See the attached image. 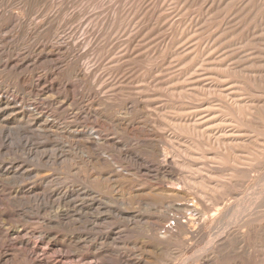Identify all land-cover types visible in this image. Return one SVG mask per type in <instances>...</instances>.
Segmentation results:
<instances>
[{
    "label": "rangeland",
    "instance_id": "obj_1",
    "mask_svg": "<svg viewBox=\"0 0 264 264\" xmlns=\"http://www.w3.org/2000/svg\"><path fill=\"white\" fill-rule=\"evenodd\" d=\"M0 16L8 264H105L97 243L177 264L242 228L209 264H264V0H0ZM183 215L204 222L188 239Z\"/></svg>",
    "mask_w": 264,
    "mask_h": 264
},
{
    "label": "bare ground",
    "instance_id": "obj_2",
    "mask_svg": "<svg viewBox=\"0 0 264 264\" xmlns=\"http://www.w3.org/2000/svg\"><path fill=\"white\" fill-rule=\"evenodd\" d=\"M1 17V16H0ZM13 17H14V15H13ZM194 41V40H193ZM192 48V47H191ZM73 60V59H72ZM205 61V60H204ZM81 69V68H80ZM78 70H79V68H78ZM76 71V70H75ZM83 72V71H82ZM85 73V72H84ZM83 73V74H84ZM78 74V73H77ZM79 75H80V72H79ZM78 75V76H79ZM88 75H89V73H88ZM187 75V74H186ZM201 77V76H200ZM82 78V77H81ZM182 87V86H181ZM185 87V86H184ZM67 88V87H66ZM52 89V88H51ZM189 91V90H188ZM116 94V93H115ZM123 95V94H122ZM71 96V95H70ZM69 96V97H70ZM113 96V95H112ZM184 97V96H183ZM109 98V97H108ZM74 99V98H73ZM187 99V98H186ZM231 99V98H230ZM136 100V99H135ZM125 101V100H124ZM177 102V101H176ZM183 102V101H182ZM129 103V102H128ZM137 103V102H136ZM181 103V102H180ZM190 103V102H189ZM223 103V102H222ZM235 105H236V102H233ZM126 104V103H125ZM137 105V104H136ZM228 105V104H227ZM209 106V105H208ZM214 106V105H213ZM234 106V105H233ZM198 107V106H197ZM222 108V107H221ZM238 108V107H237ZM181 110V109H180ZM191 110V109H190ZM227 110V109H226ZM244 111V110H243ZM234 112V111H233ZM235 113V112H234ZM245 113V112H244ZM194 115V114H193ZM211 116V115H210ZM222 117V116H221ZM118 118V117H117ZM145 119V118H144ZM127 120V119H126ZM238 120H239V118H238ZM120 121V120H119ZM175 121V120H174ZM179 121V120H178ZM198 121V120H197ZM147 122V121H146ZM242 122V121H241ZM244 122V121H243ZM246 122V121H245ZM187 123V122H186ZM248 123V122H247ZM212 124V123H211ZM132 125V124H131ZM141 125V124H140ZM143 125V124H142ZM246 127V126H245ZM224 128V127H223ZM201 129V128H200ZM219 130H221V129H219ZM263 130V129H262ZM209 131V130H208ZM215 131V130H214ZM264 131V130H263ZM196 132V131H195ZM220 132V131H219ZM92 133V132H91ZM207 133V132H206ZM210 133V132H209ZM213 133V132H212ZM222 133V132H221ZM161 136V135H160ZM159 136V137H160ZM93 137V136H92ZM82 138V137H81ZM221 139V138H220ZM88 140V139H87ZM259 140V139H258ZM237 142V141H236ZM174 143V142H173ZM223 143V142H222ZM92 144V143H91ZM94 144V143H93ZM221 145V144H220ZM254 145V144H253ZM228 146V145H227ZM226 146V147H227ZM153 147V146H152ZM229 148V147H228ZM231 149V148H230ZM183 150V149H182ZM224 150H222V152H223ZM157 152V151H156ZM235 152V151H234ZM233 152V153H234ZM154 153V152H153ZM247 153V152H246ZM157 154V153H156ZM160 154V153H159ZM174 154V153H173ZM193 154V153H192ZM164 155V154H163ZM198 155V154H197ZM235 156V155H234ZM228 158V157H227ZM235 158V157H234ZM166 160V159H165ZM232 162V161H231ZM254 162V161H253ZM236 163V162H235ZM168 164H170L171 165V163H169L167 160L165 161V164L163 163V165H164V168H167V166H168ZM162 165V164H161ZM162 165V166H163ZM182 165V164H181ZM184 165V164H183ZM142 166H144V165H142ZM149 167V166H148ZM147 167V168H148ZM170 167H172V166H170ZM157 168V167H156ZM163 168V167H162ZM189 168H191V167H189ZM233 168V167H232ZM152 169V168H151ZM161 169V168H160ZM178 169H180V168H178ZM202 169V168H201ZM204 170V169H203ZM162 171V170H161ZM173 171V170H172ZM210 171V170H209ZM231 171V170H230ZM10 173V172H9ZM1 174H2V172H1ZM7 174H8V172H7ZM210 174V173H209ZM5 176H6V174H5ZM4 177V176H3ZM175 177V176H174ZM1 178V177H0ZM6 178H8L7 176H6ZM3 179V182L1 181ZM0 181V185L2 184L3 186H7V184L10 182V180H9V182L7 183V182H5L4 181V178H2ZM11 185H12V183H10ZM213 184V183H212ZM216 185V184H215ZM10 186V185H9ZM26 186V185H25ZM8 187V186H7ZM77 187V186H76ZM208 187V186H207ZM9 188V187H8ZM10 188H12V186L10 187ZM9 188V189H10ZM51 188V187H50ZM1 190V189H0ZM250 190V189H249ZM2 191V190H1ZM7 191V190H6ZM18 191H19V189H18ZM242 191V190H241ZM252 191V190H251ZM10 192V191H9ZM17 192V191H16ZM67 192V191H66ZM65 192V193H66ZM159 192V191H158ZM176 192V191H175ZM256 192V191H255ZM5 193V192H4ZM24 193V192H23ZM32 194V195H35V196H37V197H40L41 195L40 194H38V192L37 191H34V190H31V191H29L28 192V194ZM40 193V192H39ZM169 193V192H168ZM6 194H7V192H6ZM6 194L5 195H1L0 194V205L2 206V205H4V206H7L8 205V201L10 202L11 200H12V198H10V196L12 197V195H10V196H8V194H7V196H6ZM12 194V193H11ZM27 194V193H26ZM25 194V195H26ZM158 194V193H157ZM166 194V193H165ZM181 194V193H180ZM199 194V193H198ZM202 194V193H201ZM261 194V193H260ZM19 195V194H18ZM22 195V194H21ZM20 195V196H21ZM45 196V197H47V198H53V197H51L53 194L52 193H49V192H47V191H44L43 193H42V196ZM58 195V194H57ZM60 195V194H59ZM78 195V194H77ZM186 195V194H185ZM203 195V194H202ZM264 195V194H263ZM28 196V195H27ZM64 196V195H63ZM67 196V195H66ZM217 196V195H216ZM258 196V195H257ZM22 197H24V196H22ZM21 197V198H22ZM61 197H62V195H61ZM61 197H58V198H61ZM72 197V196H71ZM172 197V196H171ZM174 197V196H173ZM242 197V196H241ZM14 198H17L18 199V197L17 196H14ZM34 198V197H33ZM32 198V199H33ZM46 198V199H47ZM63 198V197H62ZM143 198H145V197H143ZM179 198V197H178ZM189 198V197H188ZM260 198H262L261 196H260ZM23 199V198H22ZM147 199V198H146ZM166 199H168V198H166ZM192 199V198H191ZM201 199V198H200ZM213 199V198H212ZM16 200V199H15ZM164 200V199H163ZM177 200V199H176ZM195 200V199H194ZM18 201H19V199H18ZM24 201V200H23ZM185 201V200H184ZM156 202V201H155ZM164 202H165V200H164ZM189 202V201H188ZM256 202V201H255ZM260 202V201H259ZM13 204H15L14 202H12ZM34 203V202H33ZM191 203H193V202H191ZM248 203V202H247ZM264 203V202H263ZM197 204V203H196ZM15 205H17V203L15 204ZM20 205H21V203H20ZM33 205V204H32ZM17 206H19V205H17ZM22 206V205H21ZM175 206V205H174ZM183 206V205H182ZM177 207V206H176ZM197 207V206H196ZM4 208V207H3ZM28 208V207H27ZM14 209V208H13ZM16 209V208H15ZM26 209V208H25ZM164 209V208H163ZM190 209V208H189ZM257 209V208H256ZM2 210V209H1ZM11 210H12V208H11ZM34 210V209H33ZM36 210H38V209H36ZM192 210V209H191ZM228 210V209H227ZM18 211V210H17ZM32 211V210H31ZM55 211V210H54ZM238 211V210H237ZM250 211V210H249ZM15 212H16V210H15ZM24 212V211H23ZM42 212H44V211H42ZM41 212V213H42ZM57 212H59V211H57ZM66 212V211H65ZM190 212V211H189ZM192 212V211H191ZM219 212V211H218ZM223 212V211H222ZM2 213V212H1ZM34 213H36V211L34 212ZM38 213V212H37ZM50 213V212H49ZM170 213V212H169ZM209 213V212H208ZM226 213V212H225ZM20 214V213H19ZM23 214V213H22ZM31 214V213H30ZM29 214V215H30ZM52 214V213H51ZM61 214V213H60ZM63 214V213H62ZM61 214V215H62ZM67 214H69V212L67 213ZM164 214V213H163ZM182 214V213H181ZM232 214V213H231ZM242 214V213H241ZM3 215V214H2ZM21 215V214H20ZM27 215V214H26ZM49 215V214H48ZM58 215V214H57ZM78 215H80V214H78ZM189 215V214H188ZM229 215V214H228ZM28 216V215H27ZM39 216H40V212H39ZM38 216V217H39ZM42 216H45V215H42ZM62 216H64V215H62ZM72 216V215H71ZM76 216V215H75ZM187 216V215H186ZM186 216H184L183 215V217L184 218H187ZM218 215H217V213L215 214L214 213V215H213V217H212V220H214V222H218L217 220H218V217H217ZM224 216L225 215H223V218H224ZM250 216V215H249ZM23 217V216H22ZM21 217V218H22ZM41 217V216H40ZM73 217V216H72ZM78 217V216H77ZM189 217H192V216H189ZM229 217V216H228ZM1 218V217H0ZM9 218V216L7 217V219ZM34 218V217H33ZM49 218V217H48ZM55 218V220H57L56 218H60V216L58 215V216H56V217H54ZM63 218V217H62ZM220 218V217H219ZM255 218V217H254ZM19 219V218H18ZM38 219H40V218H38ZM47 219V218H46ZM61 219V218H60ZM1 220V219H0ZM25 220H26V217H25ZM53 220V219H52ZM51 220V218H50V221L49 222H51L52 221ZM151 220V219H150ZM178 220V219H177ZM231 220V219H230ZM17 221V220H16ZM23 221V220H22ZM28 221V220H27ZM60 221V220H59ZM61 221H62V219H61ZM65 221V220H64ZM135 221V220H134ZM3 222V221H2ZM33 222V221H32ZM45 222V221H44ZM69 222V221H68ZM67 222V223H68ZM75 222V221H74ZM129 222V221H128ZM153 222V221H152ZM197 222V225H199L200 226V228L203 226V224H204V222H202V223H200V222H198V220H196V219H194L193 217L192 218H187L185 221H181V220H178L176 223L178 224V231L180 232V233H178L180 236L181 235H183V234H186V236H187V239L190 237L191 238V236L194 234V232H195V228L191 225V223H196ZM222 222V221H221ZM13 223V222H12ZM22 223V222H21ZM23 223H25V222H23ZM28 223V222H27ZM59 223V222H58ZM57 223V224H58ZM64 223V222H63ZM65 223H66V221H65ZM66 223V224H67ZM111 223V222H110ZM162 223V222H161ZM1 224V223H0ZM9 224V223H8ZM17 224V223H16ZM26 224V223H25ZM51 223H49V225H50ZM155 224V223H154ZM223 224V223H222ZM254 224V223H253ZM10 225V224H9ZM8 225V226H9ZM30 225V224H29ZM55 225V226H54ZM75 225V224H74ZM94 225V224H93ZM135 225V224H134ZM153 225V224H152ZM228 225V224H227ZM18 226V225H17ZM22 226V225H21ZM25 226V225H24ZM52 226H54V227H56V224H53ZM58 226V225H57ZM64 226V225H63ZM70 226H72V225H70ZM5 227V226H4ZM3 227V228H4ZM23 227V226H22ZM21 227V228H22ZM74 227V226H73ZM172 227V226H171ZM174 227V226H173ZM224 227V226H223ZM228 227H229V225H228ZM228 227H225V228H228ZM230 227H231V225H230ZM234 227H237V226H234ZM6 228V227H5ZM4 228V229H5ZM11 228V227H10ZM9 228V229H10ZM12 228H14V227H12ZM16 228V227H15ZM26 228V227H25ZM32 228V227H31ZM30 228V229H31ZM59 228V227H58ZM131 228V227H130ZM159 228V227H158ZM194 228V229H193ZM232 228V227H231ZM254 228V227H253ZM6 229H8V228H6ZM24 229V228H23ZM56 229V228H55ZM70 229V228H69ZM239 229V228H238ZM243 229V228H242ZM241 229V230H242ZM28 230V229H27ZM33 230V229H32ZM220 230H223L222 228H220ZM219 230V231H220ZM240 229L239 230H236V229H228V230H225V231H223L222 233H218V231H216L215 232V234L213 233V235L212 236H210V246L208 247V248H206V250H205V248L203 249L202 248V250L200 251V252H196L197 254H194L193 256H188V255H186L185 253H183V255L181 254V256L178 258V260H177V264H189V262L191 261V260H193V261H195V260H202V264H206V263H210L212 260H214V257H213V255H215V253H217L218 251H220V250H222V248L223 247H226V246H231L232 244H234V243H239V242H243L244 241V239L246 238V239H248L249 237V235H247V234H249V231L248 232H244V231H241ZM4 231V230H3ZM6 231V230H5ZM9 231V230H8ZM17 232H19V230H16ZM29 231V230H28ZM177 231V232H178ZM212 231V230H211ZM214 232V231H213ZM23 233V232H22ZM38 233V232H37ZM56 233V232H55ZM59 233V232H58ZM0 234H2V233H0ZM9 234H11V233H9ZM16 234H18V233H16ZM34 234V233H33ZM254 234V233H253ZM21 235V234H20ZM25 235V234H24ZM40 235V234H39ZM50 235V234H49ZM162 235H164V234H162ZM209 235V234H208ZM25 236H27V234L25 235ZM25 236H23V237H25ZM33 236V235H32ZM185 236V237H186ZM193 236H195V235H193ZM251 236H253V235H251ZM7 237V236H6ZM15 237V236H14ZM40 237V236H39ZM50 237H52V235H50ZM104 237V236H103ZM1 238V237H0ZM3 238V237H2ZM9 239H10V237H8ZM13 238V237H12ZM16 238V237H15ZM14 238V239H15ZM35 238V237H34ZM53 238V237H52ZM105 238H106V236H105ZM182 238H184V237H182ZM195 238V237H194ZM27 239V238H26ZM36 239V238H35ZM62 239V238H61ZM72 239V238H71ZM103 239V238H102ZM193 239V238H192ZM0 240H2V239H0ZM43 240H44V238H43ZM58 240V239H57ZM56 240V241H57ZM60 240V239H59ZM108 240V239H107ZM249 240V239H248ZM8 241V240H7ZM17 241V240H16ZM102 241V240H101ZM170 241V240H169ZM180 241V240H179ZM246 241V240H245ZM4 242V241H3ZM26 242H27V240L26 241H23L22 239L21 240H18V244H20V246L22 245H26ZM46 242V241H45ZM74 242H76V241H74ZM99 242H100V240H99ZM109 242V241H108ZM175 242V241H174ZM195 242V241H194ZM2 243V242H1ZM16 243V242H15ZM34 243V242H33ZM63 243H64V241H63ZM80 243H82V242H80ZM93 243V242H92ZM245 243V242H244ZM6 244V243H5ZM4 244V245H5ZM18 244H16V245H18ZM35 244H36V242H35ZM38 244V243H37ZM73 244V243H72ZM117 244V243H116ZM115 244V245H116ZM171 244V243H170ZM3 245V247H5L6 248V246H4ZM8 245V244H7ZM10 245V244H9ZM11 245H15V244H12L11 243ZM28 245V244H27ZM68 245V244H67ZM75 245H77V244H75ZM79 245V244H78ZM114 245V246H115ZM165 245V244H164ZM247 245V244H246ZM86 246V245H85ZM87 246H88V244H87ZM91 246V245H90ZM168 246V245H167ZM184 249L185 248H187L188 246H190V243H188L187 241H186V239L185 240H183V243H182V245H181ZM193 246V245H192ZM7 247H10V246H7ZM28 247V246H27ZM31 247V246H30ZM36 247V246H35ZM48 247V246H47ZM119 247V248H118ZM118 247H112V245H110V244H106V243H100V244H94V245H92L91 247H89L90 249H91V252L93 253V255L96 257V261H100V262H103V263H105V264H121L120 262H122V261H125V262H127L128 264H140V262H138L137 260H133L134 258H130V255H133V254H129V253H125V252H123L121 249H120V246L118 245ZM124 247V246H123ZM165 247H166V245H165ZM176 247V246H175ZM14 248H17L16 246L14 247ZM14 248H11V249H7L6 248V252H4V253H0V264H6L7 263V261H6V259L7 258H9V257H12V261H13V263H14V260H13V258L14 259H16L18 256L15 254V252H14V254H15V257H14V254L12 253V251L14 250ZM32 248V247H31ZM31 248H30V252H32L31 251ZM33 248H34V246H33ZM38 248V247H37ZM81 248V247H80ZM135 248V247H134ZM168 248V247H167ZM180 248V247H179ZM189 248V247H188ZM24 249V248H23ZM40 249H41V247H40ZM89 249V250H90ZM127 249V248H126ZM128 249H130L129 247H128ZM165 249V248H164ZM227 249V248H226ZM1 250H3V249H1ZM16 251L18 250V249H15ZM21 250V249H20ZM34 250V249H33ZM88 250V251H89ZM167 250V249H166ZM183 250V249H182ZM236 250V249H235ZM243 250V249H242ZM249 250V249H248ZM19 251V250H18ZM17 251V252H18ZM22 251V250H21ZM125 251V250H124ZM160 251V250H159ZM206 251L208 252V251H210V252H208V254H205L206 253ZM1 252V251H0ZM20 252V251H19ZM22 252H26L25 250L24 251H22ZM36 252V251H35ZM38 252V251H37ZM132 252V251H131ZM183 252V251H182ZM227 252H229V251H227ZM247 252V251H246ZM134 253V252H133ZM224 253V252H223ZM252 253V252H251ZM24 253H22V255H23ZM31 254H33V252L31 253ZM219 254H221V253H219ZM226 254V253H225ZM233 254V253H232ZM245 253H243V255H244ZM41 255V254H40ZM43 255V254H42ZM81 255V254H80ZM89 255H91L90 253H89ZM170 255V254H169ZM235 255V254H234ZM134 256H135V254H134ZM220 256V255H219ZM242 256V255H241ZM20 257H22L23 258V256H20ZM25 257V256H24ZM35 257H38V256H35ZM84 257V256H83ZM133 257V256H132ZM177 257V256H176ZM213 257V258H212ZM223 257H225V256H223ZM236 257V256H235ZM245 257H247V256H245ZM249 257V256H248ZM27 258V257H26ZM82 258V257H81ZM137 258V257H136ZM222 258V257H221ZM39 259V258H38ZM37 259V260H38ZM74 259H77V258H74ZM93 259V258H92ZM173 259V258H172ZM176 259V258H175ZM218 259V258H217ZM238 259H240V257L238 258ZM250 259V258H249ZM10 260V259H9ZM8 260V261H9ZM17 260H18V258H17ZM20 260V259H19ZM18 260V261H19ZM22 260V259H21ZM25 260V259H24ZM45 260V259H44ZM48 260V259H47ZM82 260V259H81ZM222 260H223V258H222ZM228 260V259H227ZM233 260V259H232ZM247 260H248V258H247ZM251 260V259H250ZM11 261V262H12ZM23 261V260H22ZM64 261V260H63ZM79 261V260H78ZM88 261V260H87ZM86 261V262H87ZM90 261V260H89ZM88 261V262H89ZM94 261V260H93ZM93 261H90V262H93ZM171 261V260H170ZM215 261V260H214ZM214 261H213V263H214ZM226 261V260H225ZM225 261H223V262H225ZM228 261H230V260H228ZM242 261H244V262H242ZM256 261V260H255ZM54 262H56V260L54 261ZM58 262H60V261H58ZM70 262V261H69ZM72 262V261H71ZM220 262V261H219ZM232 262V261H231ZM247 262V261H246ZM253 262V261H252ZM258 262V261H257ZM22 263V262H21ZM34 264H52V263H45V262H43V261H41V258H40V261H35V262H33ZM65 263V262H64ZM97 263V262H96ZM171 263H173V262H171ZM239 263L240 264H245V258H244V260H241V262H240V260H239ZM8 264V263H7ZM23 264V263H22ZM24 264H25V262H24ZM63 264V263H62ZM81 264V263H80ZM90 264H93V263H90ZM95 264V263H94ZM101 264V263H100ZM122 264H123V262H122ZM221 264H223L222 262H221ZM233 264H237V263H233Z\"/></svg>",
    "mask_w": 264,
    "mask_h": 264
}]
</instances>
